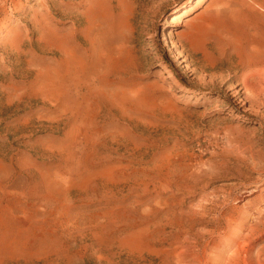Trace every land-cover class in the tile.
Masks as SVG:
<instances>
[{"label":"rangeland","instance_id":"rangeland-1","mask_svg":"<svg viewBox=\"0 0 264 264\" xmlns=\"http://www.w3.org/2000/svg\"><path fill=\"white\" fill-rule=\"evenodd\" d=\"M262 187L264 0H0V264H189L252 188L216 264H264Z\"/></svg>","mask_w":264,"mask_h":264},{"label":"bare ground","instance_id":"bare-ground-1","mask_svg":"<svg viewBox=\"0 0 264 264\" xmlns=\"http://www.w3.org/2000/svg\"><path fill=\"white\" fill-rule=\"evenodd\" d=\"M244 177L245 176H243L242 178V182L239 183L240 185H253V182H257L252 181L247 183L250 177ZM258 184L259 183H256V185ZM249 187L251 186H248L247 188ZM257 189L252 188L248 191L243 190L237 193L233 192L234 189H230L228 191H225L223 196H218L215 192L217 190L214 189L213 192H215L216 194L215 198L209 200V202H207L206 204L201 205L202 213H215V216H213L210 220L203 221V233L206 235V238L200 240L198 238V232H189L187 227H184L181 230L183 238L181 244L182 250L180 252L183 259H186L187 263L189 264H216L218 261H220V259L222 258L223 247L229 241L234 243L237 242V239L235 237L238 236L244 224V219L239 218V213L241 212L243 207L233 205L231 203V199L238 198L237 200H242L244 196L256 192ZM254 229L255 228H252L251 231H253ZM230 231L236 232L235 234H230ZM214 252H217V254L215 255Z\"/></svg>","mask_w":264,"mask_h":264}]
</instances>
